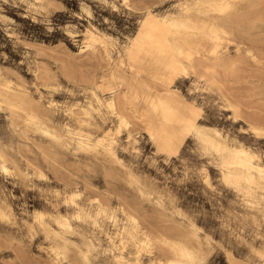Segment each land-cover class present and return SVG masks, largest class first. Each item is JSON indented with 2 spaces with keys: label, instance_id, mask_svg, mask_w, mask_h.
<instances>
[{
  "label": "rangeland",
  "instance_id": "rangeland-1",
  "mask_svg": "<svg viewBox=\"0 0 264 264\" xmlns=\"http://www.w3.org/2000/svg\"><path fill=\"white\" fill-rule=\"evenodd\" d=\"M206 1L0 0V81L11 82L43 126L0 103V264H163L174 257L163 239L187 242L199 264H264V190L251 197L227 182L220 155L184 126L169 129L173 144L165 146L148 101L172 97L202 129L264 161V135L252 129L264 125V0H236L225 16ZM198 10L229 32L216 38L218 53L209 38L191 36L181 57L195 66L173 82L151 54L130 67L127 48L150 14ZM85 43L95 51L81 52ZM111 85L128 96L130 130L118 133L105 107L81 123L92 89L106 97ZM79 131L95 143L113 133L116 153L80 146ZM112 213L126 229V214L139 220L123 263L107 235L118 230ZM65 219L70 226L59 224ZM145 234L150 251L139 248Z\"/></svg>",
  "mask_w": 264,
  "mask_h": 264
},
{
  "label": "bare ground",
  "instance_id": "bare-ground-1",
  "mask_svg": "<svg viewBox=\"0 0 264 264\" xmlns=\"http://www.w3.org/2000/svg\"><path fill=\"white\" fill-rule=\"evenodd\" d=\"M123 1L127 4L129 0ZM234 1L236 0H209L204 2L203 5L207 7L208 11L210 10L218 15L225 16L233 11ZM200 13H202V10H198L197 15L188 14L177 18H161L150 14L144 20L138 35L131 39L127 48L126 55L130 62V67L136 68V63L143 53L151 54L169 72L168 75L163 76H166L170 82H173L179 76L188 74L195 66L194 62H186L181 57V51L188 45L191 36L209 38L213 43L214 52L218 53L221 42L216 38L229 32L216 21H207L200 18ZM89 50L95 51V47L90 43H85L80 48L81 52ZM216 64L225 67L224 62L217 61ZM115 78V74H112L111 79ZM0 91V103L6 104L13 110H24L29 123L43 128L37 112L25 106L24 97L12 90L11 82L0 81ZM107 91L109 95L104 97L97 89H92V101L88 103L87 107L83 105L79 106L80 110L77 112L81 115V123H87L93 116L94 110L100 112L101 108L105 107L119 120L118 133L124 129L130 130L134 123L133 116L127 113L124 108L125 99L128 96L122 95L112 85L107 88ZM137 96L139 95L136 93L135 97ZM148 101L152 110L159 116L161 140L165 146L170 147L173 144L174 135L169 129L178 125L184 126L187 131L194 132L209 149L220 155L224 178L227 182L241 188L245 194L251 197H253L254 189L264 190V161L259 154L243 145H230L218 139L216 137L217 133L214 135L208 133L198 125L195 118L187 117L180 106L173 101L172 97L158 95L157 97H149ZM92 102L96 105H93ZM57 104L54 101L50 102L52 106H56ZM233 107L237 109V106ZM70 113L77 114L72 109H70ZM252 129L257 135H264V125L252 124ZM45 130L48 131L47 129ZM217 132L219 133V131ZM78 136V143L82 147L95 149L97 146H102L110 149L112 153H116L117 138L113 136V133H108L106 136L98 138L96 143L88 133L79 131ZM2 167L3 170H9L5 160H3ZM108 218L113 226L118 227L115 237L110 232L107 235H109L110 241L116 250H118L117 257L119 263H123L126 259L124 251L127 247V241L135 239L139 232V220L133 214H126V221L132 224L131 230L126 229L125 224L119 226L120 217L117 214L112 213ZM59 224L66 227L70 226V222L67 219L59 221ZM163 242L168 244L174 253V257L169 258L163 264H199L200 256L198 252L187 242L167 239H163ZM138 243L140 250L147 249L150 251L153 246V239L148 234H145ZM85 258L88 259L87 254H85ZM137 258L139 259V257Z\"/></svg>",
  "mask_w": 264,
  "mask_h": 264
}]
</instances>
